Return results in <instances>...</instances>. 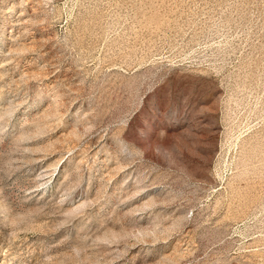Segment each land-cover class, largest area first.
Instances as JSON below:
<instances>
[{"label":"rangeland","instance_id":"rangeland-1","mask_svg":"<svg viewBox=\"0 0 264 264\" xmlns=\"http://www.w3.org/2000/svg\"><path fill=\"white\" fill-rule=\"evenodd\" d=\"M0 264H264V0H0Z\"/></svg>","mask_w":264,"mask_h":264}]
</instances>
